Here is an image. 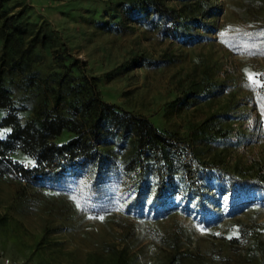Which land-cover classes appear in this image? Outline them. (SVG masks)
Instances as JSON below:
<instances>
[{
  "label": "rangeland",
  "instance_id": "rangeland-1",
  "mask_svg": "<svg viewBox=\"0 0 264 264\" xmlns=\"http://www.w3.org/2000/svg\"><path fill=\"white\" fill-rule=\"evenodd\" d=\"M151 1L0 0V21L20 13L37 80L76 59L77 81L94 78L104 101L148 117L202 160L264 182V0H158L178 10L177 36L140 11ZM14 100L25 120L41 95L17 87ZM121 206L90 213L73 185L0 176V264H264L260 201L218 209L208 225L180 210L143 216Z\"/></svg>",
  "mask_w": 264,
  "mask_h": 264
},
{
  "label": "trees",
  "instance_id": "trees-1",
  "mask_svg": "<svg viewBox=\"0 0 264 264\" xmlns=\"http://www.w3.org/2000/svg\"><path fill=\"white\" fill-rule=\"evenodd\" d=\"M140 11L152 13L164 36L181 34L183 21L174 7L152 0ZM19 15L0 21V111H5L0 176L31 187L73 185L83 209L95 214L105 212L112 200L127 213L156 216L180 210L208 225L218 209L264 203L262 180L202 160L184 139L148 117L104 101L94 78L83 75L77 81L72 72L76 59L62 64L66 71L37 80L31 69L33 42L22 46L25 27ZM240 33L224 37L239 38ZM57 53L53 50V57L63 62ZM17 87L41 95L25 120L18 114L25 106L14 100ZM15 152L27 160L17 159Z\"/></svg>",
  "mask_w": 264,
  "mask_h": 264
}]
</instances>
